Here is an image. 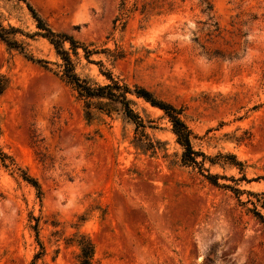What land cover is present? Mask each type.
<instances>
[{"label":"rangeland","instance_id":"1","mask_svg":"<svg viewBox=\"0 0 264 264\" xmlns=\"http://www.w3.org/2000/svg\"><path fill=\"white\" fill-rule=\"evenodd\" d=\"M28 1L100 51L88 63L79 48L82 77L102 85L110 71L181 108L214 163L184 164L168 117L142 98L129 95L136 122L82 98L26 3L0 0L24 48L0 39V264H80L81 235L91 264H264L248 194L204 175L264 192V0Z\"/></svg>","mask_w":264,"mask_h":264},{"label":"trees","instance_id":"2","mask_svg":"<svg viewBox=\"0 0 264 264\" xmlns=\"http://www.w3.org/2000/svg\"><path fill=\"white\" fill-rule=\"evenodd\" d=\"M26 3L27 7L31 11L34 19L36 20V25L39 28L37 34L46 38L49 43L55 49L57 56L60 58L61 62L59 66L61 67V78L68 84H71L79 93L82 98H98V99H108L113 102L120 103L123 107L125 113L133 119V121H138V114L131 108L132 98L129 95L136 96L138 98L144 99L149 102L152 106L161 109L164 114L168 117L172 124V130L177 137V142L183 147L184 151L182 154V162L186 165L199 166L201 170L205 169L206 160L214 163L213 158L204 152L198 151L194 148L192 143V130L186 120L183 118V111L181 108L177 107L171 102L163 100L157 97L150 89L141 85H134L131 87L127 83H122L121 80L115 78L112 72H103L106 78L110 81L106 84H98L94 86L90 80L84 78L77 71V60L80 59L79 48L83 49V57L88 63H99L101 60H94L92 56L94 54L100 53L95 48H89L83 42L77 40L73 35L55 30L46 19L38 12L32 3L28 0H22ZM18 30L15 27L6 28L2 21L0 20V39L5 42L8 47L16 48L24 51L23 46L13 38H10L9 33ZM75 56V58L73 57ZM29 59L34 60L38 63H43L45 60L34 58V56H28ZM2 88L0 89V93ZM233 165H238L236 155L232 154ZM0 157H3V153L0 151ZM201 158V159H200ZM207 174H204L206 178L215 185H222L229 188L234 192L236 197L241 200L240 195L243 193L248 194V199L245 201L253 205L252 208H248L253 215L264 224V192H253L240 189L239 187L232 186L230 184H220L218 174L210 172L209 169ZM25 179L34 185L39 192H41V186L39 182L32 178L31 176H25ZM247 179V178H245ZM244 203V201H243ZM79 240V245L81 247L80 253V264H91V261L95 253V245L93 241L86 235H81Z\"/></svg>","mask_w":264,"mask_h":264}]
</instances>
